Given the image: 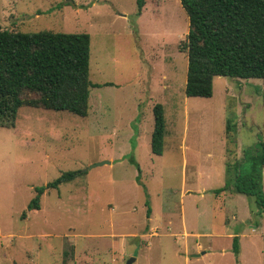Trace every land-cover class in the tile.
Wrapping results in <instances>:
<instances>
[{
	"label": "rangeland",
	"instance_id": "374dc122",
	"mask_svg": "<svg viewBox=\"0 0 264 264\" xmlns=\"http://www.w3.org/2000/svg\"><path fill=\"white\" fill-rule=\"evenodd\" d=\"M136 10V0H0L1 29L88 33L98 84L86 116L22 106L13 127H0V264H264V212L244 194L213 192L226 165L264 142V79L214 76L210 97L186 96L180 1ZM156 103L161 154L150 148ZM76 170L27 209L34 187ZM261 185L264 195V165ZM155 220V236H127ZM195 242L205 252L187 259Z\"/></svg>",
	"mask_w": 264,
	"mask_h": 264
},
{
	"label": "trees",
	"instance_id": "16d2710c",
	"mask_svg": "<svg viewBox=\"0 0 264 264\" xmlns=\"http://www.w3.org/2000/svg\"><path fill=\"white\" fill-rule=\"evenodd\" d=\"M188 18V31L180 44L186 53V96L210 97L214 76L264 79V0H179ZM145 0H136L140 14ZM90 35L86 32L41 30L22 32L0 28V127H13L22 106L64 110L86 116L89 91L98 86L89 79ZM29 94H34L30 97ZM151 152L161 154L164 144L163 106H153ZM230 123L227 140L234 143ZM243 162L226 165L227 181L213 192L231 189L244 194L264 212L261 170L264 142L245 150ZM248 165L245 171L240 165ZM80 170L63 171L56 179L34 187L27 209L40 208L49 188L73 180ZM25 215V214H24ZM232 251L239 253L238 237Z\"/></svg>",
	"mask_w": 264,
	"mask_h": 264
},
{
	"label": "crops",
	"instance_id": "0c3cea01",
	"mask_svg": "<svg viewBox=\"0 0 264 264\" xmlns=\"http://www.w3.org/2000/svg\"><path fill=\"white\" fill-rule=\"evenodd\" d=\"M110 163V162H109ZM225 169H226V167H225ZM224 185V184H223ZM222 185V186H223ZM226 191V190H225ZM222 192H224V191H222ZM221 192V193H222ZM226 194V193H225ZM237 194H240V193H237ZM216 196V195H215ZM248 198V197H247ZM151 209L150 208H148L147 209V213H146V218H147V220L148 221H150L151 222ZM155 219V218H154ZM154 219H152V220H154ZM180 219L183 221V212H182V209H181V211H180ZM236 219V218H235ZM147 221V222H148ZM150 228H149V230L148 231H145V232H143V233H139V235H138V232L137 231H135V232H132V233H130L129 235H127L128 237H130V236H146L147 234H149V235H153V236H155V234H157V232H158V220H155V223H153V225L150 223ZM257 226V225H256ZM168 229H169V226H168ZM192 234V233H191ZM110 235H111V237H113L114 238V240L116 241V236H115V233H110ZM189 232H187V231H185V229H184V236L185 237H189ZM137 239H138V237H137ZM232 239H233V237H232ZM148 243V242H147ZM238 243H239V238H238ZM195 245H196V249L195 250H193V252L192 253H186V258L188 259V258H196V257H199L201 254H203L204 252H205V250L204 249H206V246L205 245H203V244H201V243H197V242H195ZM241 246H240V244H239V253H238V257H236V260H237V262H239V257H240V255H241ZM241 258V257H240ZM133 261H135V259L133 260ZM132 261V262H133ZM132 262H131V264H132Z\"/></svg>",
	"mask_w": 264,
	"mask_h": 264
},
{
	"label": "water",
	"instance_id": "95a60500",
	"mask_svg": "<svg viewBox=\"0 0 264 264\" xmlns=\"http://www.w3.org/2000/svg\"><path fill=\"white\" fill-rule=\"evenodd\" d=\"M103 163H109L108 161H102V162H99V163H96L95 165H100V164H103ZM134 260V258H129L126 262V264H131V262Z\"/></svg>",
	"mask_w": 264,
	"mask_h": 264
}]
</instances>
